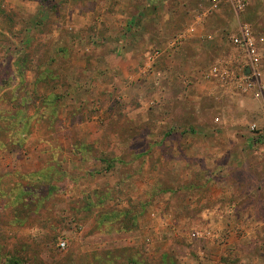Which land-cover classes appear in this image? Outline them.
Segmentation results:
<instances>
[{
    "label": "crops",
    "instance_id": "1",
    "mask_svg": "<svg viewBox=\"0 0 264 264\" xmlns=\"http://www.w3.org/2000/svg\"><path fill=\"white\" fill-rule=\"evenodd\" d=\"M252 1L247 0V15L256 12ZM0 8L17 16L21 34L16 40L21 48L15 55L22 53L29 61L25 68L16 63L10 70L12 82L0 79V95L4 89L23 88L14 97L18 101L26 88L46 90L39 100L57 99L58 117L65 121L70 119L67 106L74 105L78 96L85 104L83 99H101L100 90L110 91L112 101L127 111L132 123L142 116L145 125L158 124L159 137L175 136L171 161H166L175 169L174 187L159 197L164 227L172 225L171 217L176 231L189 225L195 235L184 242L221 253L227 264H264V111L259 102L209 76L219 61L231 58V66L239 62L229 38L237 34L240 19L228 7H213L207 0H4ZM7 22L6 12L0 13V39H9ZM172 37L179 42L169 48ZM0 47L1 55L11 54L8 45ZM154 49L161 53L146 69L147 53ZM260 53L263 79L264 44ZM55 57L62 63L56 64ZM73 69L88 76L77 79ZM23 72L32 76L26 87H22ZM165 76L168 79L161 80ZM88 90H93V98ZM172 91L173 100L166 96ZM201 99L217 104L223 119L219 126L212 123L215 113L204 123L201 114L210 108ZM176 103L192 108L176 112L175 120L168 115ZM146 106L160 110L158 121L151 109L145 113ZM247 124L256 131H248ZM203 134L212 144L211 156L204 161L206 177H201V164L194 156L198 144L195 138L190 140Z\"/></svg>",
    "mask_w": 264,
    "mask_h": 264
},
{
    "label": "rangeland",
    "instance_id": "2",
    "mask_svg": "<svg viewBox=\"0 0 264 264\" xmlns=\"http://www.w3.org/2000/svg\"><path fill=\"white\" fill-rule=\"evenodd\" d=\"M252 4L256 12L247 15L245 11L239 18L263 37L264 0ZM6 10L0 8V13L6 12L10 36L0 43L8 45L11 54L4 53V57L0 47V79L10 83L15 64L25 68L29 61L22 53L15 55L21 48L16 40L21 30L15 13ZM204 62L206 66L208 62ZM72 73L77 79L88 76L76 69ZM21 75L22 87H26L32 76ZM137 80L141 86L143 78ZM22 89H4L0 95V264L228 263L221 253L184 242L193 233L189 225L176 231L175 218L171 217L170 227H164L161 220L159 197L166 188L174 187L175 169L167 162L175 136L159 137L158 124L149 127L142 116L132 123L106 89L98 93L101 99H83L85 104L78 96L74 105L67 106L70 119L65 121L58 117L61 106L54 104L57 99L39 100L46 90L40 93L37 87L33 91L26 88L16 101L14 97ZM93 94L89 91L91 98ZM175 95L172 91L166 96L173 100ZM203 102L210 108L201 114L204 123L215 113L219 118L215 126H219L223 119L217 104ZM176 104L168 115L173 119L176 112L192 108L188 103ZM144 108L146 114L152 110V118L158 121V108ZM193 138L198 144L194 156L201 164L200 175L206 177L204 161L211 156L212 144L205 134L190 140ZM221 141L226 143L228 138L223 136ZM34 227L39 230L36 235L29 231ZM60 241L62 249L57 246Z\"/></svg>",
    "mask_w": 264,
    "mask_h": 264
},
{
    "label": "built area",
    "instance_id": "3",
    "mask_svg": "<svg viewBox=\"0 0 264 264\" xmlns=\"http://www.w3.org/2000/svg\"><path fill=\"white\" fill-rule=\"evenodd\" d=\"M211 6L225 5L238 18L246 11L247 0H207ZM209 39V37H206ZM179 38L172 37L169 41V48L178 45ZM230 45L237 51L239 57L237 65H229L232 62L219 61L209 70V76L214 77L230 86V90L238 95H248L249 98L261 104L264 111V80L260 70L261 47L264 44L262 36L253 33L251 26L240 20L238 22L237 34L229 38ZM159 49H154L147 53L145 68L149 69L154 59L160 55ZM218 119L213 118L212 123H217ZM248 131H256L253 124L247 126ZM195 234H191L193 237ZM57 246L62 249L64 243L58 242Z\"/></svg>",
    "mask_w": 264,
    "mask_h": 264
},
{
    "label": "clouds",
    "instance_id": "4",
    "mask_svg": "<svg viewBox=\"0 0 264 264\" xmlns=\"http://www.w3.org/2000/svg\"><path fill=\"white\" fill-rule=\"evenodd\" d=\"M32 235H36L39 231L38 228L34 227L33 229L29 230Z\"/></svg>",
    "mask_w": 264,
    "mask_h": 264
}]
</instances>
